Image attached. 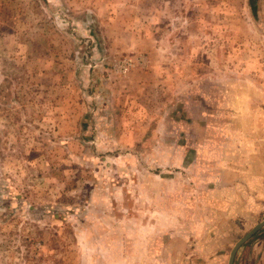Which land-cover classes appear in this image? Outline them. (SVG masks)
Returning a JSON list of instances; mask_svg holds the SVG:
<instances>
[{"label": "rangeland", "instance_id": "374dc122", "mask_svg": "<svg viewBox=\"0 0 264 264\" xmlns=\"http://www.w3.org/2000/svg\"><path fill=\"white\" fill-rule=\"evenodd\" d=\"M217 98L264 136V0H0V264H133L142 183L196 189L167 155L228 130Z\"/></svg>", "mask_w": 264, "mask_h": 264}, {"label": "crops", "instance_id": "0c3cea01", "mask_svg": "<svg viewBox=\"0 0 264 264\" xmlns=\"http://www.w3.org/2000/svg\"><path fill=\"white\" fill-rule=\"evenodd\" d=\"M217 91L221 97V88ZM220 101L227 113L224 119L219 115L220 121L216 114L207 115L206 108H191L195 113L191 111L193 115L189 116L180 107V116L175 122L181 125L186 121L214 123L218 119L219 123L228 124V130L210 134L202 131L203 128L191 133L178 129L175 154H168L166 162L169 165L177 163L179 156V165L174 163V167L182 176H187L182 174L184 169L195 172L194 178L189 179L194 181L190 187L196 189L189 191L187 187H177V196H174L176 186L170 188L171 177L156 178L154 175L142 183V193L135 201L143 200L147 212L135 215L133 264H181L185 251L191 252L193 257L188 258L187 264H226L231 247L252 223L253 214L258 211L256 205L263 204L264 136L259 132L253 134L251 128L239 131V119L228 113L235 110L236 104L232 106L227 99L212 100L211 106L215 105L217 113ZM199 104L208 105L201 101ZM166 123L170 124L171 120ZM253 137L259 140L258 144ZM252 152L259 161L258 166L253 162ZM185 209L196 215L187 214ZM136 226L145 233L141 234ZM233 264H264V237L239 246Z\"/></svg>", "mask_w": 264, "mask_h": 264}, {"label": "water", "instance_id": "95a60500", "mask_svg": "<svg viewBox=\"0 0 264 264\" xmlns=\"http://www.w3.org/2000/svg\"><path fill=\"white\" fill-rule=\"evenodd\" d=\"M263 225H264V219L262 221H260L259 223H257L255 226H253L248 232H246L240 239H238L236 241V243L231 247V250L229 252L227 264H233L235 254H236V251L238 250L239 246H241L243 243H245Z\"/></svg>", "mask_w": 264, "mask_h": 264}]
</instances>
